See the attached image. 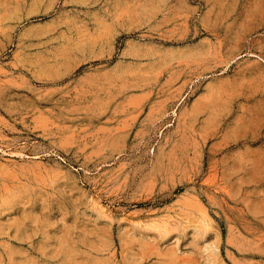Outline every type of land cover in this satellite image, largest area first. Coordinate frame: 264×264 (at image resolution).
I'll list each match as a JSON object with an SVG mask.
<instances>
[{
	"label": "rangeland",
	"instance_id": "rangeland-1",
	"mask_svg": "<svg viewBox=\"0 0 264 264\" xmlns=\"http://www.w3.org/2000/svg\"><path fill=\"white\" fill-rule=\"evenodd\" d=\"M0 2V264H264V0Z\"/></svg>",
	"mask_w": 264,
	"mask_h": 264
},
{
	"label": "crops",
	"instance_id": "crops-1",
	"mask_svg": "<svg viewBox=\"0 0 264 264\" xmlns=\"http://www.w3.org/2000/svg\"><path fill=\"white\" fill-rule=\"evenodd\" d=\"M0 2L46 6L54 3H63L77 5L80 10H82L84 5H97L98 7L95 10L85 7L88 12L94 14V27L90 28L97 35H128L130 33L128 30L133 29L135 26L134 18L126 14V8L123 6L131 3V0H0Z\"/></svg>",
	"mask_w": 264,
	"mask_h": 264
}]
</instances>
